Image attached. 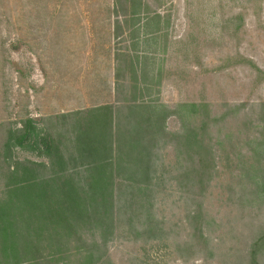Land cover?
<instances>
[{
  "label": "rangeland",
  "instance_id": "rangeland-1",
  "mask_svg": "<svg viewBox=\"0 0 264 264\" xmlns=\"http://www.w3.org/2000/svg\"><path fill=\"white\" fill-rule=\"evenodd\" d=\"M0 199L18 264H264V0H0Z\"/></svg>",
  "mask_w": 264,
  "mask_h": 264
},
{
  "label": "trees",
  "instance_id": "trees-1",
  "mask_svg": "<svg viewBox=\"0 0 264 264\" xmlns=\"http://www.w3.org/2000/svg\"><path fill=\"white\" fill-rule=\"evenodd\" d=\"M41 134V131L37 129L33 121L27 118L23 121L20 129L7 131L6 139L3 144L4 152L9 153L14 147H22L26 141H30L33 146L36 145L37 141H45L47 142L46 149L48 148L49 150H52L53 147L51 140H48V138L45 136L42 137ZM30 180L31 182H34L35 180L36 185H40L39 183H41L37 175H33ZM57 214L58 212L54 213V215L57 216V219L53 227H62L64 230L72 229V224L70 223L69 219L64 217L63 214ZM12 220L13 218L11 219V215L6 203L0 199V264H18L16 261L18 255L16 240L17 237L20 239L26 238V236L17 232L16 227H18V225L16 223L14 225ZM51 230L54 231V229ZM53 233L57 234L60 239L63 237V235L59 234L58 232ZM56 242H60V240L57 239ZM29 251L31 252V250ZM29 251H27V253H29Z\"/></svg>",
  "mask_w": 264,
  "mask_h": 264
}]
</instances>
